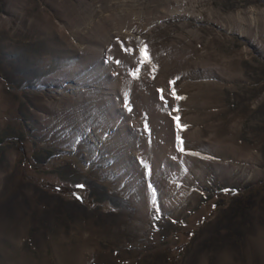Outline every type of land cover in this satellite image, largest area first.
<instances>
[{
  "label": "rangeland",
  "instance_id": "obj_1",
  "mask_svg": "<svg viewBox=\"0 0 264 264\" xmlns=\"http://www.w3.org/2000/svg\"><path fill=\"white\" fill-rule=\"evenodd\" d=\"M0 264H264V0H0Z\"/></svg>",
  "mask_w": 264,
  "mask_h": 264
},
{
  "label": "snow or ice",
  "instance_id": "obj_2",
  "mask_svg": "<svg viewBox=\"0 0 264 264\" xmlns=\"http://www.w3.org/2000/svg\"><path fill=\"white\" fill-rule=\"evenodd\" d=\"M118 43L120 45L121 50L127 56L136 58L135 68H134L133 71H130V73H129L134 79H138L139 78V75H140V72H141V68L144 65H151L153 72L155 71V67L156 66L151 63L152 58H151V56L149 54V50H148V45L147 44H143L142 47H139V46L133 47L132 45L129 44L127 47H125V42L119 40V38H118ZM141 43H143V42H141ZM109 59L112 60L113 57H109ZM115 62L117 64L123 63V61L121 59H115ZM176 79L178 80L179 77H177ZM169 84L170 85H175L176 84V80L169 81ZM158 91L161 93V97L160 98L162 100H164L165 99L164 89H159ZM170 95L173 96L176 100L184 99V97L177 95L175 87L171 88ZM127 96H128V93L125 92V98L126 99H127ZM165 104H167L166 100H165ZM175 119H176V121L178 123V126H179V119L180 118L177 116V117H175ZM184 127H186V125ZM177 139L180 140L179 135L177 136ZM179 150L180 151H184V149L182 147ZM155 199H156L155 198V189H153V203H155Z\"/></svg>",
  "mask_w": 264,
  "mask_h": 264
},
{
  "label": "bare ground",
  "instance_id": "obj_3",
  "mask_svg": "<svg viewBox=\"0 0 264 264\" xmlns=\"http://www.w3.org/2000/svg\"><path fill=\"white\" fill-rule=\"evenodd\" d=\"M63 92L64 91H61V90L56 91L55 93L57 94V98L59 97V99H61L64 96ZM71 93L74 95L75 92H71ZM14 155H15V153H14Z\"/></svg>",
  "mask_w": 264,
  "mask_h": 264
}]
</instances>
